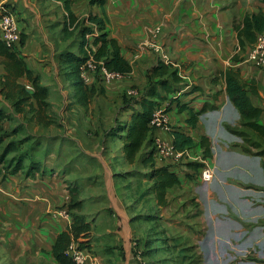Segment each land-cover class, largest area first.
I'll return each instance as SVG.
<instances>
[{
  "label": "crops",
  "instance_id": "1",
  "mask_svg": "<svg viewBox=\"0 0 264 264\" xmlns=\"http://www.w3.org/2000/svg\"><path fill=\"white\" fill-rule=\"evenodd\" d=\"M90 1L72 0L70 12L78 20L90 15L99 18L103 22V31L116 41L120 54L132 67V72L124 76V83L101 84L105 96H123V90L131 86L136 92V87L142 86L137 80L151 76L157 58L150 51L138 50L137 44L148 39L154 28H161L159 45L179 65L175 70L181 69L195 89L185 85L177 93L182 97L180 102L169 106L166 112L169 121L176 130L193 140L192 149L200 157L205 148L208 152L206 161L215 168V175L211 183L201 182L200 185L208 192L207 200L212 202L213 214L222 212V226L227 234L225 244L234 243L230 238L234 233L231 227L238 218L239 243L255 244L257 248L254 260L240 258L238 264H264V157L259 154L261 149L252 148L246 141L250 138L259 144L260 139L250 136L244 140L232 132L239 128L240 115L228 98L222 77V73L231 69L238 73L242 83L254 89L255 93L249 92L248 97L253 106L262 110L258 124L264 128V70L255 69L245 57L242 58L236 31L246 16L258 12L264 15V3L262 0H103L100 4L95 0L90 4ZM249 4L260 9L254 10ZM13 5L21 29V39L14 53L32 76L39 79L40 87L47 90L48 110L43 122L39 123L32 84L24 77L15 79L10 75L6 59L0 55V113L26 116L46 126L50 106H72L74 111H79L82 106L76 101L73 81L66 77L69 68L64 61L68 53H79V35L78 32L72 37L64 35L63 26L68 14L61 1L13 0ZM84 26L95 30L87 34L86 39L91 40L99 34L96 25L85 22ZM234 57L238 59L234 60ZM94 74L86 73L90 84ZM21 88L30 100L26 103L28 108L18 111L15 92ZM145 93L144 90L140 97L144 98ZM172 94L167 95L171 97ZM139 101L135 99L133 108L125 107L126 111L123 107L118 108L122 116H128L121 131L129 126L131 114L141 110ZM167 102L170 103L168 98L161 105ZM179 106H185L187 110L180 111ZM204 106L195 127L189 126L186 123L188 111L198 113ZM70 112L65 115L72 116L73 112ZM79 113L80 118L72 116V120H75L74 127H84L81 134L74 129L71 131L70 125L67 127L74 143L69 150L72 153L70 160L63 159L62 155L54 162L53 156V164L46 161L37 167L32 165L30 152H33L29 149L23 156L25 161L29 160L26 169L10 173L0 184V264H59L53 247L68 224L59 212L60 218L50 209H53L52 202L69 199L82 204L89 201L86 208L81 206L80 210H85L79 213L91 217L93 212L91 231L97 236H112L113 242L109 244L84 245L80 244L84 240L78 241L84 248L90 247L86 249L92 255L91 264H139L137 253H141V249L134 248V241L130 243L137 234L132 221L134 197L116 180L114 169L118 165L113 160L120 158L123 167L130 165L124 161L122 149L115 156L111 153L112 122L108 113ZM114 123L118 126V122ZM5 125L8 127L9 123L2 122L1 126ZM153 135L172 143L171 134L156 130ZM202 138L206 142L203 148L200 145ZM54 141L62 142L60 138ZM104 149L108 150L104 152ZM148 150L146 145L142 153ZM184 180L186 176H180L179 187ZM69 188L72 192L79 191L76 197L70 196ZM12 204L17 207L12 208ZM207 207L210 209L209 203Z\"/></svg>",
  "mask_w": 264,
  "mask_h": 264
},
{
  "label": "rangeland",
  "instance_id": "2",
  "mask_svg": "<svg viewBox=\"0 0 264 264\" xmlns=\"http://www.w3.org/2000/svg\"><path fill=\"white\" fill-rule=\"evenodd\" d=\"M249 5L254 8L251 4ZM255 9L260 8L256 6L254 10ZM91 28L92 27H90V30L93 31L94 29L92 30ZM249 46L250 45L246 43L244 48H240V53L243 55L242 58L247 57ZM73 52V54H77L76 51ZM233 59L237 60L238 57H234ZM172 69L175 70V68ZM176 71H178L177 76H181V81L177 85L170 82V87L174 90L171 97L162 93L158 87V80L152 75L143 80L142 78L137 80V84L139 81L142 86H137L136 88H138V91L136 92L132 91L135 88L131 86L123 90V96H105L104 83L116 84L118 81H120L119 83H124L122 81L125 75L120 79L104 82L99 74L94 71V79L89 86L96 89V94L89 103V106H80L79 111L72 110V106L70 108H62L61 105L50 106L47 113L49 116L45 119L47 122L46 126L39 125L35 120L28 119L26 116L21 117L18 115L16 117L14 114L4 115L2 122L7 121L9 126H1L0 132V184L8 178L10 173H17L22 169H26L29 165V160L27 159L25 161L23 156L27 154L26 152H28L29 149L33 152H30V156L33 159L32 165H37V167L39 165L41 166V164L46 161L53 164L57 162L58 158L56 157L59 156H64L63 159L70 160L72 156L70 151L74 143H72V138L67 133V127L70 125L71 131L74 129L77 131V134H81L82 128L84 127H74L73 124L75 120H72V116L80 118L79 112L85 113L86 115H93V112L99 114L102 112L108 113V119L112 122V136H110L112 144L111 153L114 156L115 154H119L123 146L122 136L124 135L120 128L124 126V122L128 116H122V112H118V108L123 107V109H125V107H129L132 109L134 100L137 99L142 101L143 98L140 96L143 94L144 90L146 92L149 87L157 88L158 92H161L165 98H168L170 101L173 100L174 103L177 104V102H180L179 98L182 97L180 95L178 96L177 93L183 90L185 85L190 86L191 90L195 89L194 85L190 83L189 78L184 75L181 69H176ZM139 75L143 76L141 73ZM145 81L146 84H144ZM127 82L128 81L125 80V83ZM9 104V102L6 103L7 106H9ZM169 104L170 103L167 102L161 106L168 109ZM25 107L28 108L26 105L23 106V108ZM69 109L73 112L70 117L65 115V112L71 113ZM124 111H126V109ZM165 115L167 116V113H165ZM115 121L118 122V126L115 125ZM94 122L96 123V121ZM170 122L171 121H169V123ZM170 127L172 130H176V127L171 123ZM86 129L87 132H89V129ZM38 135L42 136V138L37 137ZM152 136L154 137L153 134ZM59 138L62 142L54 141ZM165 142L168 143L170 141ZM259 142L264 148L263 141L259 140ZM34 150L36 151L34 152ZM105 150L108 149H104V152ZM194 150L195 149L187 150L185 154L178 159L168 158L162 164H166L171 168H176L178 171L180 170V176L184 175L182 172H186V174L190 175L193 171L190 170L188 164H200V156ZM53 156L56 158L54 162H52ZM113 161L115 165H118L114 169L116 180L124 187V190L134 197V214L132 221H134L137 234L134 238L132 237L130 239V243L132 244L134 241L133 243L138 245V249L140 247L144 255L142 256L144 258L143 261L146 264H238L240 258L254 260L257 250L255 244L239 243L238 238H240L241 234L239 232L238 218H236L231 227L234 233L230 235V238L234 243L225 244V242H227V237L225 235L227 234L224 233V228L222 226V212H217V215L215 213L213 214L212 202L207 200L208 192L201 187L202 185L200 184L202 183L199 178L192 179L187 176L181 187L168 191L167 206L159 209L153 196L148 191L151 184L148 179V170L139 163L123 167V160H120V158H115ZM16 165H22V169L13 171ZM30 169L34 170L32 167ZM78 192L79 191L72 192L69 188V194L73 198L76 197V193L78 194ZM208 203L210 209L207 207ZM74 204L83 205V207L86 208L90 202H84V205L72 199L54 201L52 202L53 209H50L52 212H56L54 215L58 218H60L57 214L59 211H65L68 214V217L65 219L63 218V220L67 222L68 226H72L76 230L73 241L78 242L79 240H84L80 243L84 245L91 243L109 244L113 242L111 234L97 236L96 233L91 231L90 223L92 218L94 219L95 217L93 212L91 213V217H86L79 213L80 211H84L85 208H83V210L70 211V207ZM16 207L15 204H12V208ZM212 215L214 218H212ZM86 248L88 250L90 249L89 246ZM67 261L71 264L69 259H67Z\"/></svg>",
  "mask_w": 264,
  "mask_h": 264
},
{
  "label": "trees",
  "instance_id": "3",
  "mask_svg": "<svg viewBox=\"0 0 264 264\" xmlns=\"http://www.w3.org/2000/svg\"><path fill=\"white\" fill-rule=\"evenodd\" d=\"M64 5V8L68 14L65 18L63 33L66 37H72L75 32L79 35V44L77 55L68 53L65 56V63L68 65L69 72L66 77L73 81L75 89V97L78 104L87 106L96 94V89L92 86H88L83 83L80 78V69L86 63L89 55L92 56L94 62H102L106 70L117 73L119 75H128L132 72V67L120 54L119 46L116 41L110 38L105 33L103 22L94 16H88L87 19L78 20L73 13L70 12V5L72 0H58ZM100 4L103 0H98ZM264 3V0H262ZM94 0L90 1V4H94ZM85 22L92 23L97 26L99 34L94 36L91 40L86 39V35L92 33L90 28L84 26ZM264 30V15L261 12L248 15L244 18L242 23L236 27L239 47L244 48L245 44L252 45L255 42L256 34ZM0 55L6 59V67L8 73L15 79L17 77L26 78L33 86L34 93L32 97L36 100L38 106V122H43L44 114L48 110V104L46 103L47 90L40 87L39 79L33 77L31 72L27 70L24 62L17 58L14 50H9L0 41ZM173 67L165 65L161 62H157L151 70V75L158 80V87L165 94H172L173 88L170 87V80L172 83H179L181 79L177 76L176 70ZM222 77L225 83V90L231 104L236 108L240 115V125L238 130H232V132L240 137L249 138L250 136L260 139L264 143V128L258 124V120L262 114V110L253 106L248 93H255L254 89L245 83H242L239 79L238 73L231 69L222 73ZM170 79V80H169ZM161 92H158L157 88L149 87L145 93V97L140 102L141 110L133 112L130 118L129 126L122 131L125 134L122 136L123 142V158L128 165L141 164L148 170V179L151 183L148 191L153 196L154 201L158 207H165L168 203V191L179 187L181 171L176 168H171L168 165L157 166L154 159V151L151 150L153 141V130L150 127L153 113L156 109L162 107L161 103L166 98ZM16 109L22 111L23 106L30 100V96L25 92L23 88L17 89L16 92ZM9 97V95H7ZM174 98V97H173ZM174 103L170 101V105ZM18 105V106H17ZM27 106V105H26ZM29 107V106H28ZM204 106L198 113L192 110L188 111V118L186 123L195 127L198 116L205 110ZM180 111H185V106H179ZM168 109L165 108V112ZM3 115L0 113V132L1 124L3 121ZM172 136V145L177 152H185L192 149L194 146L193 140L185 133L178 130L170 132ZM249 145L254 149H261L259 154L264 157V148L260 144L253 142L252 139L246 140ZM149 147L148 152L142 153L144 146ZM201 147L206 146L205 139L202 138L200 142ZM208 152L205 148L202 154V158L207 159ZM200 165V166H199ZM197 163H190L191 172L190 175L186 172H182L183 176L189 178H197L200 168L203 166ZM21 170L22 165H16L13 171ZM81 206L74 204L70 207L71 210H79ZM76 230L72 226H68L67 230L62 232L56 238L53 253L56 261L59 264H69L64 252L70 243L73 241V237ZM138 247V245H137ZM140 248V247H139ZM141 257L144 256L141 252ZM143 258V257H142Z\"/></svg>",
  "mask_w": 264,
  "mask_h": 264
},
{
  "label": "built area",
  "instance_id": "4",
  "mask_svg": "<svg viewBox=\"0 0 264 264\" xmlns=\"http://www.w3.org/2000/svg\"><path fill=\"white\" fill-rule=\"evenodd\" d=\"M160 32V27L154 28L148 39L137 44V49L140 51H150L156 56L158 62L178 68L179 65L174 62L171 56L159 45L158 35ZM20 39L21 29L13 5V0H0V41L9 50H15ZM246 61L255 69L264 70V30L256 35L255 42L248 50ZM94 71L99 74L104 82H110L123 77V75L106 70L102 62H94L92 56L89 55L86 63L80 69V78L84 84H90V78L86 73ZM165 113L164 107H160L154 111L150 122V127L153 131L157 130L167 134H170V132L173 131ZM151 150L154 151L155 162L159 165H163L162 163L168 158L178 159L186 152H177L173 148L171 142L167 143L157 136L153 137ZM199 162L203 166L200 168L201 170H199L198 178L203 184L211 183L214 179L215 168L202 157L199 158ZM59 215L64 219L68 217V214L65 211H59ZM133 246L137 249V244H133ZM64 254L70 260L71 264H91L92 261V255L90 252L75 241L70 243ZM137 257L139 264H146L140 253H137Z\"/></svg>",
  "mask_w": 264,
  "mask_h": 264
},
{
  "label": "bare ground",
  "instance_id": "5",
  "mask_svg": "<svg viewBox=\"0 0 264 264\" xmlns=\"http://www.w3.org/2000/svg\"><path fill=\"white\" fill-rule=\"evenodd\" d=\"M218 26V25H217Z\"/></svg>",
  "mask_w": 264,
  "mask_h": 264
}]
</instances>
